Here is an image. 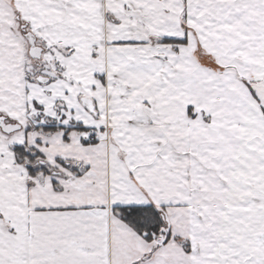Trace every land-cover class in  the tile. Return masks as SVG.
<instances>
[{"label": "snow or ice", "instance_id": "1", "mask_svg": "<svg viewBox=\"0 0 264 264\" xmlns=\"http://www.w3.org/2000/svg\"><path fill=\"white\" fill-rule=\"evenodd\" d=\"M0 264H264V0H0Z\"/></svg>", "mask_w": 264, "mask_h": 264}]
</instances>
